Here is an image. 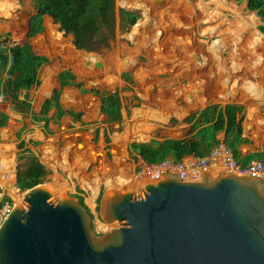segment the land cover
<instances>
[{"label":"rangeland","instance_id":"374dc122","mask_svg":"<svg viewBox=\"0 0 264 264\" xmlns=\"http://www.w3.org/2000/svg\"><path fill=\"white\" fill-rule=\"evenodd\" d=\"M10 1L15 4L13 11L7 0H1L0 45L15 50L26 64L34 56L45 59L41 85L28 92L31 112L19 113L9 98L0 97V112L10 117L7 127L0 129V160L12 163L15 159L16 172L26 168L27 150L31 149L49 171L45 183H54L72 195L81 187L89 203L80 183L102 185L105 192L141 178L135 175L139 161L128 153L131 143L157 146L167 138L190 137L213 118L217 106L230 103L244 107V149L264 151V65L254 64L249 49L255 40L264 42V34L258 30L264 23L248 9V0H221L229 8L236 6L257 18L245 32L234 21L231 9L206 7L201 0H192L187 13L173 8L168 0H116V38L108 48L91 52L78 48L75 34L51 20L39 0ZM134 2H144L147 7L143 12L131 9ZM122 10L139 15L123 30ZM160 16L163 20L156 27ZM218 39L225 47L216 60L208 47ZM263 46L258 50L264 56ZM97 62L102 67H97ZM62 71L82 83L83 90L66 87L62 116L54 117L53 109L46 127L44 122H35L32 113H39L43 102L58 88ZM249 84L257 86V91L253 92ZM117 90L119 101L115 102ZM115 104L121 107V122L111 119ZM250 110L255 114L251 121L254 132L247 126ZM49 145L51 152L45 149ZM109 180L113 186L104 183ZM9 193L15 204L23 198L19 192L13 195L9 189ZM92 213L96 232L111 229L97 209Z\"/></svg>","mask_w":264,"mask_h":264},{"label":"water","instance_id":"95a60500","mask_svg":"<svg viewBox=\"0 0 264 264\" xmlns=\"http://www.w3.org/2000/svg\"><path fill=\"white\" fill-rule=\"evenodd\" d=\"M98 207L101 234L67 190L24 191L0 227V264H264L263 177L160 169L109 187Z\"/></svg>","mask_w":264,"mask_h":264},{"label":"trees","instance_id":"16d2710c","mask_svg":"<svg viewBox=\"0 0 264 264\" xmlns=\"http://www.w3.org/2000/svg\"><path fill=\"white\" fill-rule=\"evenodd\" d=\"M149 1L154 2V0ZM168 1H171L170 5L173 8L183 13H187L186 9L193 6L192 0ZM39 2L40 8L49 14L51 20L54 18L64 30L74 32L78 48L88 52L99 51L108 48L116 38L118 31L116 0H39ZM7 3L13 11L15 4L10 0H7ZM247 4L248 9L256 12L257 16L264 23V0H248ZM146 7L147 5L144 2H134L131 9H140L143 12ZM138 19V13L122 10L120 20L121 30L127 24L135 23ZM258 30L264 34V24L259 25ZM241 39L242 37H237L236 48H239ZM258 41L255 40L249 46V49ZM44 63L45 59L43 57L34 56L30 58L29 64H26L15 50L11 51L8 47L0 45V97L9 98L15 111L19 113L32 111L28 92L34 87L41 85L40 70ZM58 79V88L53 91L50 98H47L43 102L40 112L32 113L33 120L38 123L44 122L46 127H49L53 118L49 116L53 109L55 110L54 117L60 118L62 116L63 107L61 99L65 88L76 86L79 90H83L82 83L77 82L74 77H68L64 71L59 74ZM24 91L25 94L22 98ZM113 98L115 102L116 100L119 101L118 90L114 93ZM114 109L115 114L111 118L112 121L121 122L123 118L121 107L115 104ZM243 110L244 107L242 105L233 103L217 106L213 111V118L202 125L192 136L183 139L167 138L157 146L149 143L133 142L128 146L129 156L135 162L143 159L149 164H158L168 158L179 161L190 154L204 156L218 143V136L224 134L225 141L232 148L234 156L238 161L245 165L257 159L264 161V151L253 152L242 157L240 146L244 141V117L241 116ZM9 119L8 114L0 112V129L7 127ZM27 151L30 153L26 155L29 157V162L26 164L24 170H18L17 172L16 184L22 191L44 183L49 174L47 167L35 157L31 150L28 149ZM105 184L113 186L112 180L105 182ZM103 193L104 190L102 189L99 201ZM81 194L82 191L77 188L75 196L79 197L81 204L89 209Z\"/></svg>","mask_w":264,"mask_h":264},{"label":"built area","instance_id":"2783aa9c","mask_svg":"<svg viewBox=\"0 0 264 264\" xmlns=\"http://www.w3.org/2000/svg\"><path fill=\"white\" fill-rule=\"evenodd\" d=\"M218 140V143L215 144L204 156L190 154L186 155L179 161H176L173 158H168L158 164H149L145 160L140 159L141 161L139 160L140 162L136 167L135 175L137 177H142L145 174L153 173L160 169L191 172L197 169H216L221 167L229 173L243 175L252 174L264 178L263 160H253L245 165L235 158L232 148L225 141L224 134H220ZM9 178V173H3L0 176V227L10 210L15 205V199H13L14 197L12 198L9 193ZM13 186L16 187L17 184H13ZM16 188H18V186ZM17 191L21 194V197H24V191H20L19 189H17Z\"/></svg>","mask_w":264,"mask_h":264},{"label":"bare ground","instance_id":"6f19581e","mask_svg":"<svg viewBox=\"0 0 264 264\" xmlns=\"http://www.w3.org/2000/svg\"><path fill=\"white\" fill-rule=\"evenodd\" d=\"M200 1V0H199ZM227 1V0H226ZM226 1L223 3L221 0H210L209 2H205L204 0H201L200 3L206 7H215L216 9L218 8H221V9H226L228 7V5L226 4ZM232 8H229L231 9V13L234 17V21L238 24L239 28H241L242 32L244 31H247L249 29H251L253 27V25H255L254 23H256L257 21V18L255 16H248L246 14L243 13V11L237 9L236 6H231ZM228 9V10H229ZM205 15V14H204ZM163 20V17L160 16L159 17V20L158 21H155V26H159V24L161 23V21ZM223 20V19H221ZM224 22V21H222ZM232 29V28H231ZM236 28L234 27V30ZM230 30V29H229ZM233 30V31H234ZM241 30H238L239 32ZM231 32V31H230ZM239 32H237V34H239ZM241 32V33H242ZM235 33V32H234ZM233 33V34H234ZM225 42V41H224ZM264 45V42H260L258 44H256L255 46H253L250 50L252 52V54L254 55L252 58L254 59V64L258 65V66H263L264 63H263V60H264V56L259 54V50L262 46ZM224 43L222 42V40L218 39V40H215L210 47H208V52L210 53L209 55L211 56V58L213 59H220V53H222V51L224 50ZM264 47V46H263ZM263 49V48H262ZM261 53V52H260ZM253 62V61H252ZM48 71V70H47ZM52 72V71H51ZM55 72V71H54ZM51 77V76H50ZM47 79V78H46ZM46 81V80H44ZM49 90V89H48ZM42 91V90H41ZM45 91V90H44ZM44 93V92H43ZM254 117V114L252 112L249 113V118H253ZM166 118V117H165ZM164 119V118H163ZM248 127L249 129L252 128L251 124L248 123ZM4 155V154H3ZM9 156V155H8ZM1 158V157H0ZM5 158V156H4ZM3 158V159H4ZM5 165V168L7 169H11L13 168L12 165H10L9 163L8 164H4ZM4 165H2L1 167H4ZM126 175V174H125ZM9 189L11 191V193L14 195L16 192V189L15 187H13V183H11L9 185ZM109 225V224H108Z\"/></svg>","mask_w":264,"mask_h":264},{"label":"crops","instance_id":"0c3cea01","mask_svg":"<svg viewBox=\"0 0 264 264\" xmlns=\"http://www.w3.org/2000/svg\"><path fill=\"white\" fill-rule=\"evenodd\" d=\"M238 37H242V35L241 36H238ZM260 42H262V41H258L256 44H258V43H260ZM255 44V45H256ZM255 45H253V46H255ZM252 46V47H253ZM252 47H250V49L252 48ZM256 65V64H255ZM256 66H258V65H256ZM258 67H260V66H258ZM235 86V85H234ZM69 87V86H68ZM248 87L254 92V91H257V89H258V87L257 86H255L254 84H249L248 85ZM25 92V91H24ZM260 93V92H259ZM23 94V93H22ZM25 94V93H24ZM63 95V94H62ZM261 95V94H260ZM23 97H24V95H23ZM62 100V99H61ZM62 103V102H61ZM250 112H252L253 114H254V111L253 110H250ZM249 112V113H250ZM249 113H248V115H247V126H248V123H250V124H252L251 123V121L255 118V114H254V117L253 118H249ZM50 116V115H49ZM43 131V130H42ZM248 131L249 132H254L253 131V129L251 128V129H249L248 128ZM261 131H263V130H261ZM43 133H45L44 131H43ZM46 134V133H45ZM43 135H41V137H42ZM245 141V140H244ZM244 141H243V143H242V145L240 146V151H241V154H242V157H244V156H246V155H248V154H250V153H253V151H248L247 149H244ZM246 148V147H245ZM46 151H48V152H51V148H50V145L49 146H46ZM31 150V149H30ZM31 152H32V150H31ZM257 152H259V151H257ZM33 153V152H32ZM0 155H1V153H0ZM141 161V160H140ZM139 161V162H140ZM0 162H2L1 164H0V176L3 174V173H9V175H10V178H9V181H8V184L10 185L11 183H13V184H16V181H17V172H16V164H15V159H12V163H10V161H3V160H0ZM10 164V165H12V169H11V167H10V169H7V168H5V165L4 164ZM2 165H4V167H1ZM95 179V178H91L90 176H88V179ZM68 179V178H67ZM68 181V180H67ZM97 183V182H96ZM94 181H93V184L95 185L96 184ZM105 183V182H104ZM81 184V186H82V188L86 191V193H87V195H88V197L90 198V202L88 203L87 202V196L85 195V192L83 193V191L81 190V187H78L81 191H82V196L84 197V199H85V204L88 206V208L90 209V211L92 212L93 211V209H97L98 210V206H99V198H100V195H101V192H102V189H103V187H102V185H99V184H96V186H93V185H91V184H89V186L87 187V186H85V185H83L82 183H80ZM77 186H78V183H76L75 184V186L74 187H76L77 188ZM14 187V186H13ZM17 187V186H16ZM15 187V189H19V188H16ZM90 191V192H89ZM13 197V196H12Z\"/></svg>","mask_w":264,"mask_h":264},{"label":"flooded vegetation","instance_id":"af4514ba","mask_svg":"<svg viewBox=\"0 0 264 264\" xmlns=\"http://www.w3.org/2000/svg\"><path fill=\"white\" fill-rule=\"evenodd\" d=\"M93 227H94V225H93Z\"/></svg>","mask_w":264,"mask_h":264}]
</instances>
